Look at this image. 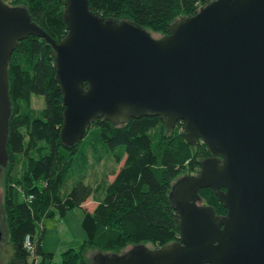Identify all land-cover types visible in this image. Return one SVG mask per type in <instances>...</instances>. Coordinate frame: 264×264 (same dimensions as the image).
<instances>
[{"label": "water", "instance_id": "1", "mask_svg": "<svg viewBox=\"0 0 264 264\" xmlns=\"http://www.w3.org/2000/svg\"><path fill=\"white\" fill-rule=\"evenodd\" d=\"M64 7L67 35L56 43L24 7L0 0V168L8 162L7 65L34 36L51 50L66 147L100 119L121 127L145 117L168 131L182 123L186 142L212 154L197 176L169 189L176 242L96 254L92 264H264V0H213L157 39L131 21L102 20L87 0ZM200 190L213 191L226 216L203 205Z\"/></svg>", "mask_w": 264, "mask_h": 264}, {"label": "trees", "instance_id": "2", "mask_svg": "<svg viewBox=\"0 0 264 264\" xmlns=\"http://www.w3.org/2000/svg\"><path fill=\"white\" fill-rule=\"evenodd\" d=\"M1 1L10 7H24L31 22L56 43L67 35L64 0ZM87 1L88 10L102 20L131 21L162 36L168 34L171 23L192 17L213 0ZM14 48L7 65L11 116L3 217L12 255L6 264H31L23 250L28 236L41 257L38 264H51L52 255L42 253L40 239L34 240L36 225L55 211L60 217L81 209L101 190L103 200L82 217L86 241L64 251L61 264H91L86 258L89 250L121 255L128 246L159 248L176 242L179 225L169 203V189L178 177L198 173L200 163L212 156L210 150L201 142L190 146L182 134V123L168 131L160 118L145 117L121 127L100 119L88 127L82 141L66 147L60 141L64 111L49 46L45 40L30 36ZM34 97L44 101V108L37 112L31 109ZM104 157L113 158L116 164L125 162L119 175L110 184H104V177L96 188L84 184ZM18 164L24 168L15 174ZM70 181L73 185L67 191ZM199 197L217 217L226 215L213 191L200 190Z\"/></svg>", "mask_w": 264, "mask_h": 264}, {"label": "rangeland", "instance_id": "3", "mask_svg": "<svg viewBox=\"0 0 264 264\" xmlns=\"http://www.w3.org/2000/svg\"><path fill=\"white\" fill-rule=\"evenodd\" d=\"M154 39L160 38L158 34L151 33ZM31 103V109L34 111H40L44 108V101L41 98H33ZM124 161L121 164H116L113 162V158L104 157L101 164L96 165L95 169L90 171L92 177L87 175L84 180V184H89L91 187L96 188L98 183L110 184L119 175L121 169H123ZM23 166L18 164L15 166L14 173L17 174L23 170ZM0 168V231L2 233V239L0 242V264H6L11 257L12 248L8 243V233L6 231V226L3 217V184H4V174L5 170ZM89 176V177H88ZM181 177V176H180ZM178 177V178H180ZM80 180V179H79ZM178 180V179H177ZM75 184V183H74ZM73 181H70L68 184L67 191H70L72 188ZM104 198V192L94 193V195L82 205L84 209H73L67 212L65 215L60 216L55 211V214L49 218H43L35 229L34 240L38 241L40 239V246L43 253L52 255L51 264H61V257L64 251L68 249L77 248L79 245H82L86 241V235L83 229H81L82 217L84 211L92 213L97 202H101ZM146 248H152L150 244L145 245ZM131 247L128 246L127 249L121 254L127 252ZM89 250L86 258L89 262L92 261L97 251ZM103 255V254H101ZM108 255V254H105ZM103 255V256H105ZM111 255V254H109ZM41 261L39 257L38 262ZM92 264V262H91Z\"/></svg>", "mask_w": 264, "mask_h": 264}, {"label": "built area", "instance_id": "4", "mask_svg": "<svg viewBox=\"0 0 264 264\" xmlns=\"http://www.w3.org/2000/svg\"><path fill=\"white\" fill-rule=\"evenodd\" d=\"M32 200V198H29ZM23 250L28 255V259L31 262V264H38L37 260V254H36V243L33 242L30 238V236L26 237L23 241Z\"/></svg>", "mask_w": 264, "mask_h": 264}, {"label": "flooded vegetation", "instance_id": "5", "mask_svg": "<svg viewBox=\"0 0 264 264\" xmlns=\"http://www.w3.org/2000/svg\"><path fill=\"white\" fill-rule=\"evenodd\" d=\"M210 157H212V156H210ZM207 159H208V158H207ZM197 175H198V173H196V174H188V175H185V176H181L180 178H178V180L181 179V178H184V177H188V176L195 177V176H197ZM178 180H176L175 183H177ZM224 216H226V215L219 216V218H223Z\"/></svg>", "mask_w": 264, "mask_h": 264}, {"label": "crops", "instance_id": "6", "mask_svg": "<svg viewBox=\"0 0 264 264\" xmlns=\"http://www.w3.org/2000/svg\"><path fill=\"white\" fill-rule=\"evenodd\" d=\"M96 205H97V204H95V206H96ZM81 208H82V206H81ZM95 208H96V207H95ZM95 208H94V209H95ZM94 209H93V210H94ZM40 250H41V252L43 253L41 246H40ZM45 254H46V253H45ZM38 259H39V258H38ZM37 263H38V260H37Z\"/></svg>", "mask_w": 264, "mask_h": 264}]
</instances>
